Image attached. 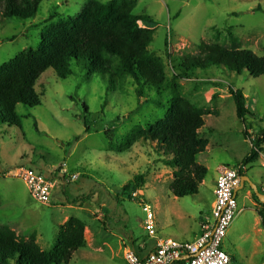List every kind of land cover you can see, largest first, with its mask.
Segmentation results:
<instances>
[{"label":"rangeland","instance_id":"374dc122","mask_svg":"<svg viewBox=\"0 0 264 264\" xmlns=\"http://www.w3.org/2000/svg\"><path fill=\"white\" fill-rule=\"evenodd\" d=\"M134 1L133 13L152 20L153 38L148 48L163 59L168 79L175 71L166 52L194 54L202 42L229 45L228 33L242 48L264 55V0ZM85 2L42 0L31 19L0 18V65L25 48L37 47L44 31L61 19L75 18ZM137 24L146 26L142 21ZM87 69L82 62L72 63L65 78L47 69L35 83L41 104L16 106L20 127L0 117V224L24 238L35 232L41 249L48 250L55 243L63 217L76 216L85 223V245L67 264H124L123 249L130 240L136 246L156 240L143 227V200L154 213L156 236L193 240L200 215L210 213L214 167L243 166L242 159L258 146V139L263 142L254 150L264 155V75L253 77L246 71L237 74L213 66L197 69L192 78L176 80L183 96L211 112L201 128L209 148L196 158L210 171L197 194L176 197L169 189L172 169L159 161L149 142L139 141L123 153L108 148L109 141L122 142L135 125L163 117L168 108L167 88L160 95L151 91L150 97L157 100L153 102L150 97L137 95L131 78L112 88L107 76L92 73L87 77ZM230 88L247 96L252 115L244 121L236 116ZM83 104L88 112H84ZM243 129L249 139L242 134ZM18 166L46 175L65 169L79 176L72 183L57 186L47 206L35 201L23 181L12 175ZM243 172L260 189L264 157L244 165ZM139 175L142 181L136 182ZM249 181L237 190L234 222L222 240L230 264H264V229L256 223L252 203L260 206L255 198L249 201L244 197L251 187ZM86 195L88 200L74 203L75 198Z\"/></svg>","mask_w":264,"mask_h":264},{"label":"trees","instance_id":"16d2710c","mask_svg":"<svg viewBox=\"0 0 264 264\" xmlns=\"http://www.w3.org/2000/svg\"><path fill=\"white\" fill-rule=\"evenodd\" d=\"M41 2L0 0V18L31 19ZM134 7V0H86L75 18L61 19L44 31L37 47L25 48L0 65V117L20 127L16 106L22 104L32 108L41 104L35 89L40 75L51 68L57 77L65 78L71 73L72 63L82 62L84 68L88 66L87 77L92 73L107 76L112 88L131 78L138 96L150 97L151 91L160 95L167 88L168 108L163 117L145 125H135L122 142L115 144L109 141L108 148L123 153L139 141L149 142L159 161L172 169L169 183L172 194L176 197L195 195L208 173V169L196 161V155L206 149L208 141L200 130L205 124L204 116L211 112L197 107L183 96L176 80L192 78L197 69L206 70L213 66L237 74L246 71L253 77H259L264 75V55L242 48L232 33H228L229 45L202 42L194 54L166 52L175 71L174 76L168 79L163 59L148 48L153 38L152 20L134 14ZM138 21L146 26H139ZM229 92L236 116L244 121L252 115L246 106L245 96L239 89L230 88ZM149 100L157 102L151 97ZM83 110L88 112L86 104H83ZM83 122L87 132L89 128L85 119ZM242 134L249 139L245 129ZM255 142L259 146L263 140ZM254 149L251 148L249 155L242 159L243 166L257 159L258 151ZM135 181H142V176H135ZM128 185L123 189L127 190ZM128 197L132 198L131 195ZM253 197L258 201L255 195ZM88 199L89 195L75 198L74 203ZM258 203L260 208L256 211L264 229V204ZM84 231L85 223L76 216H70L58 226L54 245L43 250L36 241L35 232L24 238L0 224V264H67L73 253L85 245Z\"/></svg>","mask_w":264,"mask_h":264},{"label":"built area","instance_id":"2783aa9c","mask_svg":"<svg viewBox=\"0 0 264 264\" xmlns=\"http://www.w3.org/2000/svg\"><path fill=\"white\" fill-rule=\"evenodd\" d=\"M242 168L227 165L218 168L210 213L201 216L200 233L196 238L191 241L159 238L154 249L145 256L138 255L133 247L128 248L123 255L124 264H230V256L222 249V240L236 213L237 203L233 193L240 184ZM12 175L23 181L35 201L47 206L53 187L60 186L61 182L72 183L79 176L78 173L68 174L65 169L58 175H46L25 166L15 167ZM133 196L136 197L137 193H133ZM141 204L146 214L143 227L150 237H154V213L148 203L141 200Z\"/></svg>","mask_w":264,"mask_h":264},{"label":"crops","instance_id":"0c3cea01","mask_svg":"<svg viewBox=\"0 0 264 264\" xmlns=\"http://www.w3.org/2000/svg\"><path fill=\"white\" fill-rule=\"evenodd\" d=\"M229 90V89H228ZM244 95V94H243ZM245 96V98L247 99V96L246 95H244ZM246 106L248 107V109H249V104H247L246 103ZM207 115H209V114H207ZM216 115V114H215ZM206 116V115H205ZM205 116H204V121H205ZM249 120H251V118L249 119ZM205 125V124H204ZM200 132L203 134V132L200 130ZM205 137V136H204ZM206 138V137H205ZM207 139V141H208V143H207V146H206V149H205V151H207L208 150V148H209V140H208V138H206ZM205 151H203V152H205ZM203 152H201V153H198L197 155H196V158H197V156L199 155V154H202ZM262 157V159H263V157H264V155L263 154H261V153H259L258 154V157H257V159L259 158H261ZM203 160H206V159H203ZM207 169H208V171H210V167L206 164V163H204L203 164ZM220 166H224V165H220V164H217L215 167H214V174L212 175V173H211V181H212V193H213V188H214V184H215V179H216V176H217V174H218V168L220 167ZM228 166V165H227ZM244 167V166H243ZM55 175H58V172L57 173H55ZM244 177H246V176H244V172H243V168H242V170H241V174H240V182L242 181V180H244V183H243V185L241 186V188H243L244 187V185H245V183H246V179L244 178ZM247 179H248V181H249V178L248 177H246ZM204 183V180L202 181V183L201 184H203ZM249 183L250 184H252V182H250L249 181ZM62 184V185H61ZM61 184H60V186H65L66 185V183L65 182H61ZM68 184V183H67ZM240 185V184H239ZM60 186H58V188H60ZM256 186V185H255ZM261 187H260V189L258 188V186H256V188L258 189V191L260 192V193H262V194H264V182L263 183H261V185H260ZM57 187H53V189H52V191H51V196H53L54 194H56L57 193V190L56 189H58ZM240 188V189H241ZM236 194H237V191H236ZM236 194H235V196H236ZM253 195H255V193H254V191H253V189H252V187H250L249 188V190H247L246 191V193H245V195H244V197L245 198H248L249 199V201H251L252 200V198H254L253 197ZM51 196H50V203H51ZM256 196V195H255ZM257 197V196H256ZM258 198V197H257ZM258 201H259V199H258ZM260 202V201H259ZM212 203H213V201H212ZM261 203V202H260ZM253 204V206H252V208H253V210H254V212L257 214V219H256V223L257 224H261L260 223V216L258 215V213H257V211H256V207H254V203H252ZM50 205V204H49ZM69 205V204H68ZM211 206H212V204H211ZM210 206V207H211ZM201 216L202 215H200V217H199V220H198V225H199V223H200V220H201ZM65 218V219H64ZM67 218L64 216L63 217V220H62V223L66 220ZM234 222V221H233ZM233 222H232V224H231V226L233 225ZM62 223H60L59 225H61ZM58 225V226H59ZM230 226V227H231ZM199 233H200V227L198 226V230L196 231V233L194 234V237H193V239L194 238H196L198 235H199ZM149 236V235H148ZM150 237V236H149ZM155 238H156V240L153 242V243H149V244H147V243H144V244H140V245H138V246H136L135 245V243H134V240L132 239V240H130V245H127L126 247H124V249H123V255H124V252H125V250L126 249H128V248H134L135 250H136V252L138 253V255H140V256H145L149 251H151L152 249H154V247H155V245H156V243H157V241H158V239L159 238H162V237H159V236H154ZM262 251H264V250H262ZM123 258H124V256H123ZM125 262V261H124Z\"/></svg>","mask_w":264,"mask_h":264},{"label":"water","instance_id":"95a60500","mask_svg":"<svg viewBox=\"0 0 264 264\" xmlns=\"http://www.w3.org/2000/svg\"><path fill=\"white\" fill-rule=\"evenodd\" d=\"M244 178L248 181V179L246 177H244ZM243 183H244V180H242L240 182V185L234 190V193H233L234 196L236 194V191L241 188V186L243 185ZM251 187H252L255 195L258 197L259 201L264 204V194L260 193L254 184H251Z\"/></svg>","mask_w":264,"mask_h":264}]
</instances>
